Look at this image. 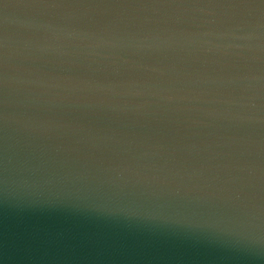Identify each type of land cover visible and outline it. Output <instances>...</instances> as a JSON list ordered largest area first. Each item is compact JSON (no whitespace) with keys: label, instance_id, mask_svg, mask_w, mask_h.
<instances>
[{"label":"water","instance_id":"1","mask_svg":"<svg viewBox=\"0 0 264 264\" xmlns=\"http://www.w3.org/2000/svg\"><path fill=\"white\" fill-rule=\"evenodd\" d=\"M232 2L3 0L0 264H264L228 230L264 202V10Z\"/></svg>","mask_w":264,"mask_h":264},{"label":"clouds","instance_id":"2","mask_svg":"<svg viewBox=\"0 0 264 264\" xmlns=\"http://www.w3.org/2000/svg\"><path fill=\"white\" fill-rule=\"evenodd\" d=\"M5 9L9 8V4L3 5ZM229 7H249V8H258L264 10V4L262 3H254V4H245V5H228ZM255 28L258 31L250 32L247 34V39L255 40V47L258 53H264V15L261 16L259 20H257L255 24ZM0 48H4L5 52L3 54V68L4 71L0 72V87H2L5 91L3 94V99L0 100V104H3L5 110L0 112V132H3V135L0 136V140L3 141V165L4 170L7 171L8 168V122L9 115L6 111L8 99L6 89L8 87V75H7V40L6 38L0 41ZM264 57L257 56V59H261ZM255 79H260V76L257 75L254 77ZM259 96V93H257ZM50 99L59 100L60 102H69V103H77L81 102V98L78 96L72 95L71 92H59L54 94ZM257 119H264L262 117H257ZM31 118L25 120L24 127L28 128L30 131H35L39 128V124L35 121H31ZM259 144L264 145V140L258 141ZM261 179H264V168L261 169ZM21 187H30L28 181L22 180L19 182ZM240 215L235 218L231 226L229 227V231L239 240H242L244 243L249 246H261L264 247V202H250L244 204L242 208L239 209Z\"/></svg>","mask_w":264,"mask_h":264},{"label":"snow or ice","instance_id":"3","mask_svg":"<svg viewBox=\"0 0 264 264\" xmlns=\"http://www.w3.org/2000/svg\"><path fill=\"white\" fill-rule=\"evenodd\" d=\"M217 2H220V0H217ZM252 0H234L230 5H241V4H249ZM258 3L264 4V0H257ZM0 4H3V0H0Z\"/></svg>","mask_w":264,"mask_h":264}]
</instances>
